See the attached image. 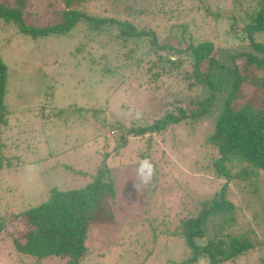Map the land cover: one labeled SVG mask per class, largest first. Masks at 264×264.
<instances>
[{"label":"rangeland","instance_id":"rangeland-1","mask_svg":"<svg viewBox=\"0 0 264 264\" xmlns=\"http://www.w3.org/2000/svg\"><path fill=\"white\" fill-rule=\"evenodd\" d=\"M108 1L85 0L83 9L98 15L105 8L110 15L114 6ZM141 1L127 0L132 8L142 7ZM203 1L212 11L219 6V20H228L233 15L239 23L237 30L228 35L223 22L203 17L200 8L185 13L182 3L176 18L164 17V21L162 17L141 13L131 20L138 27H151L160 39L172 44L178 43V37H173L177 33L170 23L183 22L194 41H210L211 54L219 63L230 65L227 57L230 49L247 46V40L241 39L237 32L259 0ZM122 3L115 4L117 10ZM58 5H61L58 0H24L22 13L27 15L28 11L31 15L24 20L41 25L48 20L45 17L49 8ZM76 29L32 38L17 33L12 25L0 23V58L6 76L3 102L7 109L6 126L0 125V210L6 213L7 220L10 213L44 201L50 188L66 190L87 183L102 153L118 143L119 131L109 130L103 123L149 120L157 113L159 96L165 92V89L152 92L139 84L138 72L129 67L121 54L123 48L117 50L113 43H106L103 34L95 36L82 26ZM180 37L185 40L186 33ZM255 38L264 41V31L255 34ZM103 42L106 44L100 47ZM233 62L239 64L237 59ZM103 65L108 70H103ZM213 77L220 90L209 113L168 129L160 137L150 134L147 146L146 135L125 136L118 154L108 161L114 189L110 199L113 220L90 225L85 239L87 252L77 264H207L202 257L186 263L188 249L180 234L171 228L182 213L194 214L198 201L210 196L223 181L211 176L207 163L212 155L202 140L229 90L231 78L218 70ZM45 85L47 94L42 90ZM168 88L169 97L172 93L183 97L187 92L177 91L175 86ZM190 91L196 97L206 92L203 87ZM58 107L62 108L60 114L56 113ZM94 108L101 110L93 113ZM102 133L112 137L107 145ZM144 145L147 158L154 165L151 171H156L155 186L150 190L144 189L150 182L149 170H144L147 180L138 173L140 165L147 161L139 156ZM263 191L264 175L260 173L244 184L229 183L228 196L235 204L234 220L223 230L236 236L245 235L251 242L260 241ZM218 220L215 216L208 221V234L213 233ZM18 221L25 224L21 218ZM11 222L10 229L15 220ZM2 236L0 264H34L28 256L16 253L9 239ZM196 242L201 244L202 240ZM261 257L264 248L256 245L227 264H257ZM64 261L46 256L38 264H64Z\"/></svg>","mask_w":264,"mask_h":264},{"label":"trees","instance_id":"trees-1","mask_svg":"<svg viewBox=\"0 0 264 264\" xmlns=\"http://www.w3.org/2000/svg\"><path fill=\"white\" fill-rule=\"evenodd\" d=\"M58 1L60 6L50 7L47 11L48 16L45 18L48 20L37 25L24 20L27 15L31 17L28 11L25 12L27 15L22 13L24 0H0V23L12 25L17 33L32 38L51 33L66 34L70 29L73 32L76 27L79 30L80 26L95 36L103 34L106 43L111 42L116 45V49H124L121 54L129 67L138 72L139 84L152 92H162V89L165 92L159 96L157 113L149 120L137 119L127 124L116 120L102 122L109 130L119 131L118 143L102 153L91 178L83 186L66 190L50 188L44 201L10 213L9 220L6 213L0 210V239H3L2 235L6 236L13 250L28 256L34 264L46 256L64 258V264H77L87 252L85 239L90 225L107 224L113 220L110 199L114 189L108 168L109 158L118 154V148L124 145L126 135H146L147 146L150 134L160 137L168 129L177 128L209 113L220 90L213 77L218 70L230 76V87L202 142L212 155L207 163L211 176L223 181L210 196L198 201L199 207L194 214L182 213L171 231L180 234L188 249L186 263L202 257L207 264H227L256 245L264 248V191L260 241L251 242L245 235L236 236L223 230L234 220L232 211L235 204L228 196V184H244L259 173L264 175V41L255 38V34L264 31V0L257 2V7L249 13L246 22L240 20L243 23L237 33L241 39L247 40V46L244 49H230L227 55L230 65L219 63L211 54L213 45L210 41H194L183 22L170 23L177 33L173 37H178V43L172 44L170 40L160 39L151 27H138L131 20L133 15L141 13L176 18L180 14L178 6L182 3L185 13L200 8L203 17L210 16L214 22H223L226 33L232 35L239 25L233 15L229 17L230 20H219V6H215V11H212L203 0H142L140 3L143 8H132L127 0H109L108 3L114 6V12L110 15L105 8L103 14L87 12L83 9L85 0ZM121 1L122 7L117 10L115 4ZM231 1L233 3L234 0ZM144 5L150 11H146ZM183 32L186 33L185 40L180 37ZM106 43L98 45L101 47ZM234 59L239 64H235ZM102 69L108 70L105 65ZM5 77V66L0 58V125L4 127L7 113L3 102ZM170 86L177 87V91L184 89L187 92L183 97L175 93L169 97ZM197 87L206 90L202 97L191 94L190 90L194 91ZM47 88L48 85H45L43 92ZM61 110L58 107L56 113L60 114ZM98 110L101 109L94 108L92 112ZM101 138L107 145L112 137L102 133ZM146 146H143L139 156L154 167L145 153ZM155 172L151 171L150 182L146 184L145 190L155 186ZM215 216L219 219L216 228L208 234L207 223ZM19 218L25 224H20ZM10 222L13 225L11 229ZM200 239L201 244L196 242ZM261 261H264V257L256 263L262 264Z\"/></svg>","mask_w":264,"mask_h":264},{"label":"clouds","instance_id":"clouds-1","mask_svg":"<svg viewBox=\"0 0 264 264\" xmlns=\"http://www.w3.org/2000/svg\"><path fill=\"white\" fill-rule=\"evenodd\" d=\"M148 169L149 170V176L151 174V165L148 164L147 162H143L141 165H140V168L138 169V173L140 174V176L142 177V179L144 180H147L149 177H146L144 176V170L145 169Z\"/></svg>","mask_w":264,"mask_h":264}]
</instances>
